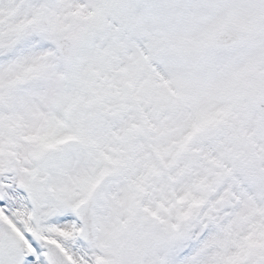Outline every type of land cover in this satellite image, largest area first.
Here are the masks:
<instances>
[{"label": "snow or ice", "instance_id": "snow-or-ice-1", "mask_svg": "<svg viewBox=\"0 0 264 264\" xmlns=\"http://www.w3.org/2000/svg\"><path fill=\"white\" fill-rule=\"evenodd\" d=\"M0 264H264V0H0Z\"/></svg>", "mask_w": 264, "mask_h": 264}]
</instances>
